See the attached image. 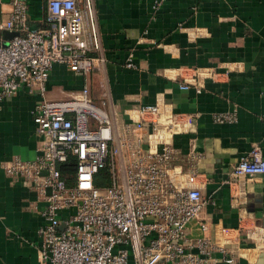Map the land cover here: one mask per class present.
<instances>
[{
    "label": "crops",
    "instance_id": "crops-1",
    "mask_svg": "<svg viewBox=\"0 0 264 264\" xmlns=\"http://www.w3.org/2000/svg\"><path fill=\"white\" fill-rule=\"evenodd\" d=\"M153 1L93 0L98 67L81 77L56 64L43 96L22 87L0 102V264H42L44 225L42 200L3 168L35 159L34 106L72 100L83 87L117 131L139 121L143 106L157 105L184 123L173 148L184 184L200 190L205 204L197 220L207 226L202 234L194 221L192 238L205 235L225 246L234 264H264V176L232 175L254 146L264 160V0H167L158 10ZM11 2L0 4V26ZM24 2L36 28L46 0ZM221 114L235 120L218 124L214 117Z\"/></svg>",
    "mask_w": 264,
    "mask_h": 264
},
{
    "label": "built area",
    "instance_id": "built-area-1",
    "mask_svg": "<svg viewBox=\"0 0 264 264\" xmlns=\"http://www.w3.org/2000/svg\"><path fill=\"white\" fill-rule=\"evenodd\" d=\"M166 1L154 0L152 9ZM11 6L0 30L18 36L0 46V102L22 87H37L43 96L56 64L86 77L103 61L95 56L100 40L93 0H46L45 15L33 32L28 5L12 0ZM138 112L139 121L117 131L86 87L72 100L34 106L36 157L14 159L3 171L44 203V225L38 230L42 264L235 263L225 246L190 234L194 221L202 234L207 226L197 220L205 204L200 190L184 184L173 148L174 136L186 125L157 105ZM214 120L223 124L235 118L221 114ZM69 159L75 164L72 184L59 170ZM103 170L108 183L98 188L94 179ZM232 175L264 176L258 146L237 162Z\"/></svg>",
    "mask_w": 264,
    "mask_h": 264
},
{
    "label": "trees",
    "instance_id": "trees-1",
    "mask_svg": "<svg viewBox=\"0 0 264 264\" xmlns=\"http://www.w3.org/2000/svg\"><path fill=\"white\" fill-rule=\"evenodd\" d=\"M74 160L69 159L68 162L66 164H62L59 167L60 172L62 173V175H65L69 178V182H67L68 184H72L73 182V174H74ZM108 183V176L106 171H100L95 179H94V185L96 187H103L105 185H107Z\"/></svg>",
    "mask_w": 264,
    "mask_h": 264
},
{
    "label": "water",
    "instance_id": "water-1",
    "mask_svg": "<svg viewBox=\"0 0 264 264\" xmlns=\"http://www.w3.org/2000/svg\"><path fill=\"white\" fill-rule=\"evenodd\" d=\"M20 1H24V0H20ZM35 30H36L35 27L31 28L32 32ZM17 36H18V33L10 32L7 30H0V46L5 47L10 40H12L14 37H17Z\"/></svg>",
    "mask_w": 264,
    "mask_h": 264
},
{
    "label": "rangeland",
    "instance_id": "rangeland-1",
    "mask_svg": "<svg viewBox=\"0 0 264 264\" xmlns=\"http://www.w3.org/2000/svg\"><path fill=\"white\" fill-rule=\"evenodd\" d=\"M33 89H35V91H38L37 87H33ZM39 92V91H38ZM69 98H63V99H59V100H68ZM46 101H54V100H50V99H45ZM41 102V101H40Z\"/></svg>",
    "mask_w": 264,
    "mask_h": 264
}]
</instances>
